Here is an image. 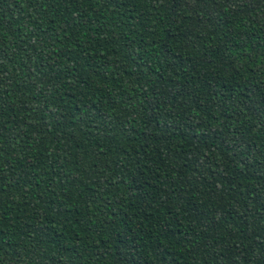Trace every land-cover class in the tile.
<instances>
[{
    "label": "trees",
    "instance_id": "trees-1",
    "mask_svg": "<svg viewBox=\"0 0 264 264\" xmlns=\"http://www.w3.org/2000/svg\"><path fill=\"white\" fill-rule=\"evenodd\" d=\"M0 264H264V0H0Z\"/></svg>",
    "mask_w": 264,
    "mask_h": 264
}]
</instances>
